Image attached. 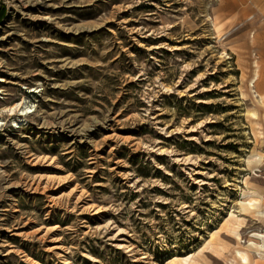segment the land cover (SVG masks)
I'll return each mask as SVG.
<instances>
[{
	"label": "rangeland",
	"instance_id": "1",
	"mask_svg": "<svg viewBox=\"0 0 264 264\" xmlns=\"http://www.w3.org/2000/svg\"><path fill=\"white\" fill-rule=\"evenodd\" d=\"M0 6V264H255L264 0Z\"/></svg>",
	"mask_w": 264,
	"mask_h": 264
},
{
	"label": "bare ground",
	"instance_id": "2",
	"mask_svg": "<svg viewBox=\"0 0 264 264\" xmlns=\"http://www.w3.org/2000/svg\"><path fill=\"white\" fill-rule=\"evenodd\" d=\"M6 80L0 75V82ZM5 90L0 87V93H4ZM6 93V92H5ZM264 96H261V99L263 100ZM35 111V109L32 108V105H29L27 103L26 97L23 96L20 100L16 101L15 103H12L11 105L3 106L0 110V116L3 114V112H6L7 115H9L11 118L18 116L17 119L14 120L15 126L20 125V121L23 118V116H26L28 114H31ZM253 114L256 115V112L254 111ZM6 122L3 118L0 117V126L3 125ZM260 134L264 136V131L262 128L260 129ZM54 157H52L53 159ZM259 155V159H260ZM49 178L54 180H61V177L59 175H48ZM247 182V180H246ZM244 194H248L249 196L240 202V209L243 210L244 213L249 214L250 212H253L257 214L260 217H264V199L262 195H260L255 189L249 188V190L244 191ZM244 217H240V219H243ZM234 233L238 237V239L241 238L240 231H239V225H237L234 228ZM252 236H254L256 239L250 240L247 247L251 248L252 250L256 251L258 253L259 258L256 259L255 264H264V232H253ZM238 252L242 255L243 259L246 263L250 261V257L246 252H243L242 250H238ZM195 258L193 255L188 256H174L171 258L167 264H195ZM235 264V263H234Z\"/></svg>",
	"mask_w": 264,
	"mask_h": 264
},
{
	"label": "trees",
	"instance_id": "3",
	"mask_svg": "<svg viewBox=\"0 0 264 264\" xmlns=\"http://www.w3.org/2000/svg\"><path fill=\"white\" fill-rule=\"evenodd\" d=\"M4 8H2V6H0V20L3 18L4 16Z\"/></svg>",
	"mask_w": 264,
	"mask_h": 264
}]
</instances>
